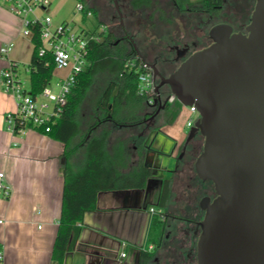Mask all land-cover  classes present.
<instances>
[{
    "label": "crops",
    "instance_id": "crops-1",
    "mask_svg": "<svg viewBox=\"0 0 264 264\" xmlns=\"http://www.w3.org/2000/svg\"><path fill=\"white\" fill-rule=\"evenodd\" d=\"M78 1L82 0H76V3ZM49 2L47 8L36 9L34 14H48L51 25L64 22L63 7L72 0ZM127 3L129 5V0ZM96 15L103 25L99 13ZM9 42L13 45L7 54L8 59L16 65L19 73L21 64H25L27 71L33 50L30 37L22 34L20 17L9 10L5 0H0V47ZM8 59L0 57V170L4 171L12 192L9 197L0 195V264H57L52 251L59 228L64 168L66 164L74 170L81 167L85 144L65 156L64 143L40 129L29 128L16 135L7 130L5 113L15 109L12 95L5 92L1 84V72ZM63 70L65 77L70 71ZM93 118L94 115L87 117L80 135ZM167 121L168 117L158 115L149 121L153 123L149 127L145 122L121 127L105 121L92 128L87 138L106 128L109 153L113 154L114 147L123 150L125 166L119 167L123 173L143 167L150 177L141 187H119L100 192L95 208L86 211L82 222L78 223L81 228L79 236L65 254L63 264L143 262L146 259L140 255L139 248L152 243L148 236L155 215L150 214V207L168 212L161 232L172 227L176 215L193 218L179 221V225L185 226L193 225L194 220L202 216L199 200L204 191L212 189V184L200 180L192 170L184 172L177 166L176 154L187 135L174 128V121ZM150 127H158V130L151 133ZM78 138L77 135L73 142ZM165 177L170 178V193L164 206L159 207L158 197ZM121 242L127 245L124 258L119 257ZM145 264L174 263L167 251L159 247Z\"/></svg>",
    "mask_w": 264,
    "mask_h": 264
},
{
    "label": "water",
    "instance_id": "water-1",
    "mask_svg": "<svg viewBox=\"0 0 264 264\" xmlns=\"http://www.w3.org/2000/svg\"><path fill=\"white\" fill-rule=\"evenodd\" d=\"M246 31L213 25L210 44L168 76L146 63L133 43L159 79L154 102L159 87L167 85L181 105L194 106L198 114L186 141L197 133L203 137L194 170L212 183L215 197L204 196L199 204L204 214L197 264H264V0H255Z\"/></svg>",
    "mask_w": 264,
    "mask_h": 264
},
{
    "label": "trees",
    "instance_id": "trees-1",
    "mask_svg": "<svg viewBox=\"0 0 264 264\" xmlns=\"http://www.w3.org/2000/svg\"><path fill=\"white\" fill-rule=\"evenodd\" d=\"M178 13H207L217 14L223 5V0H168ZM153 0H129L133 9L149 8ZM93 13H96L90 6ZM162 17V16H161ZM99 23L98 25H100ZM97 25V26H98ZM96 26V27H97ZM30 40L33 45L32 56L28 65V92L35 97L49 85L54 67L51 53L38 55L40 41V26L30 27ZM96 29V28H95ZM89 33V31H83ZM102 39L87 42V65L76 75L75 83L62 106L60 114L47 123L49 131L45 132L65 145L64 155H70L82 144H85V158L81 167L74 170L68 164L64 168V179L61 195V212L59 228L53 244L52 258L57 264H63L64 256L77 240L80 233L78 223L82 222L86 211L95 208L100 192L119 187H141L150 175L143 167L123 173L119 167L125 166L123 150L113 148L110 154L106 148L108 130L90 136L93 127L109 121L115 126L129 127L144 123L152 114L147 96L138 91V75L144 70L139 68L141 61L133 47L128 46V40L123 36L114 38L110 31L101 33ZM98 73H106L109 80L104 89L96 97L93 122L83 134L77 114L88 89ZM181 104L175 100L167 109L168 123L176 118ZM43 132L42 128H38ZM79 136L76 142L74 138ZM119 147V146H118ZM122 153V154H121ZM170 193V178L162 180L158 206H164ZM165 219L155 215L149 228L148 241L158 243L159 236L168 217ZM139 248L141 256L145 255Z\"/></svg>",
    "mask_w": 264,
    "mask_h": 264
},
{
    "label": "rangeland",
    "instance_id": "rangeland-1",
    "mask_svg": "<svg viewBox=\"0 0 264 264\" xmlns=\"http://www.w3.org/2000/svg\"><path fill=\"white\" fill-rule=\"evenodd\" d=\"M82 1L85 5L92 6L93 10L99 13L103 25L107 31L112 33L114 38H121L124 36V33H127L128 46L133 47L134 43L144 61L148 64L155 61L154 63H156L158 67L164 65L163 63L166 59H175V50L171 48V45L173 44L188 43L191 50H197L207 46L211 42L208 37V30L217 22L229 18V11L233 9L231 7L230 9L227 8L226 4L225 9L216 15L208 16L204 13L184 15L178 14L172 4L167 0H153L151 7L140 9L131 8L128 5L127 0H117L122 15L121 24L112 0ZM240 2L242 6L245 7L242 8L241 14L247 20L250 14L249 9L247 8H249L250 5H254V0H249V3L243 1ZM75 5L76 0H72L70 4H66L65 7H63L66 17L63 19L64 22H61L67 23L68 27L77 32L93 31L99 24L96 13H93L90 16H83L81 12L76 11ZM61 22L51 25L50 27L55 28L60 26ZM192 41L195 42L194 47L191 45ZM179 62L180 61H173L168 67L173 70L178 66ZM19 69H21L20 74L25 80V84L28 85L29 71H26L25 64H21ZM64 74L65 70L63 69H53L49 87H51L54 92L58 89L55 83L59 78H63ZM108 80L109 76L106 73H98L95 75L93 83L81 102L77 114L80 129L84 128L87 124V117L96 113V97L104 89ZM28 87L29 86H27V88ZM167 92L169 93L168 86L161 89L163 95H166ZM45 100L48 104V107L46 108L47 111H51L54 103L52 101H47V99ZM41 101L45 102L42 99ZM160 114L164 115L163 112H160ZM197 117L198 114L190 112L188 106L181 105L179 112L174 119V128L176 127V130H180L181 133L186 136L190 129L189 126H186L187 120L192 119L194 122ZM214 196L215 193L212 197Z\"/></svg>",
    "mask_w": 264,
    "mask_h": 264
},
{
    "label": "built area",
    "instance_id": "built-area-1",
    "mask_svg": "<svg viewBox=\"0 0 264 264\" xmlns=\"http://www.w3.org/2000/svg\"><path fill=\"white\" fill-rule=\"evenodd\" d=\"M9 10L20 17L22 23V34L31 35L30 27L38 24L40 26L41 46L38 55L51 53L53 57L54 67L56 69H69V74L60 78L55 85L57 91L54 92L49 85L45 86L42 91L33 97L25 84V80L17 71L16 65L8 59V52L12 47V43H6L0 47V57L8 59V64L1 72V84L5 92H9L15 103V109L5 113V127L12 134L24 133L29 128H42L43 132L49 131L47 123L53 121L59 116L62 106L67 100L76 79V75L86 68L87 65V42L89 39L99 41L102 39L101 33L106 30L105 26L100 24L93 31L85 33L83 31H74L67 26V23H61L60 26L51 28V17L48 14L36 16L35 10L39 8H47L49 0H5ZM76 11L81 12L83 16L93 14L91 9H87L82 1H78L75 5ZM144 70L138 75V91L147 96V102L151 103L157 96L155 92V79L151 70L141 60L139 68ZM44 100L45 102L41 101ZM47 101L54 103L53 109L47 111ZM168 102L176 100L175 96L168 93ZM190 112L196 113L194 106H188ZM192 119L186 123L187 126L193 125ZM12 187L6 180L4 171L0 170V195L9 197ZM151 215H158L161 219H165L163 210L158 207H150ZM121 251L119 257L124 258L127 255L126 242L120 243ZM142 249L151 250L153 243H148L140 247ZM1 258V255H0Z\"/></svg>",
    "mask_w": 264,
    "mask_h": 264
},
{
    "label": "flooded vegetation",
    "instance_id": "flooded-vegetation-1",
    "mask_svg": "<svg viewBox=\"0 0 264 264\" xmlns=\"http://www.w3.org/2000/svg\"><path fill=\"white\" fill-rule=\"evenodd\" d=\"M240 1L248 2L249 0H223V5L220 10L221 12L225 9L226 4H227V8L230 9L231 7L233 9L229 11V14H228L229 18L219 21L216 24L226 23L232 27L233 32H241V33L246 34L247 33L246 26L250 22V16H251V13L255 5V0H254V5H250L249 8H247L250 11V14L247 20L241 14L242 8H245V7L242 6ZM189 14H192V13H189ZM204 14H207V13H204ZM207 15L211 16L209 14ZM123 35L126 39H128L127 33H124ZM191 45L192 47H194L195 42L192 41ZM171 48L175 50V53H176L175 59L164 60V63H163L164 65H161L160 67H158L156 63H154L155 61L153 63H150V64L155 65V67L157 66L156 68L162 76H168L174 70V69L171 70L170 67H168L169 65L173 63V61L181 62L186 56L196 51V50H191L190 45L188 43L173 44L171 45ZM185 48L187 50L184 53V55L179 56L181 53V50ZM149 69L151 70V68ZM158 82H159V79L157 78L155 80V84H157ZM165 86L167 85H162L159 87V92H158L159 98L157 99V101L154 102V100L156 99L155 97L154 100L151 103H149L151 105L149 108V111H151L152 114L145 121V123L148 124V127L153 126V123L150 124L151 122L149 123V121H152L158 115H162L160 114V112H163L164 114L163 116L167 117V113H166L167 109L169 106H171V104H173V102H168L167 100L168 92L166 95H163L161 93V89L164 88ZM150 128H151V133H155L158 130V127H150ZM202 139L203 137L197 133L194 137L190 138L188 141H186V138H185L184 144L178 149L177 154H176L177 166H179L182 171L186 172V171L192 170V172L195 173L194 162H195L196 157L198 156V154L200 153L202 149V145H203ZM214 193L215 192H214L213 185H212V189L210 190L208 189L207 191H204L203 195L200 197L199 204H200L201 199L204 196H208L210 199H213L215 197V196L212 197ZM201 212H202V216L199 219H195L194 224L191 226H185L183 224L179 225V221L180 220L190 221L193 218H186L185 216L181 217L179 215L174 216L176 219L175 220L176 222L166 232L165 231L161 232L158 243L153 244V248L151 250L143 249L145 250L144 251L145 255H143L142 258L146 260L142 259L143 262H140L138 264H145V262L150 259L152 252L159 247L167 251V256L171 259V261L174 264H197V241H198L199 234H200V227L198 223L202 220L204 211L201 209Z\"/></svg>",
    "mask_w": 264,
    "mask_h": 264
}]
</instances>
